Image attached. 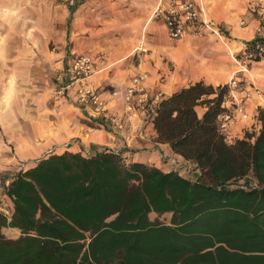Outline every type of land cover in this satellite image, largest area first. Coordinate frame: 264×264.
Instances as JSON below:
<instances>
[{
    "label": "trees",
    "instance_id": "trees-1",
    "mask_svg": "<svg viewBox=\"0 0 264 264\" xmlns=\"http://www.w3.org/2000/svg\"><path fill=\"white\" fill-rule=\"evenodd\" d=\"M229 96L227 82L198 79L151 105L158 140L195 160L196 178L108 147L51 152L8 176L0 264H264V107L257 134L229 141L220 126Z\"/></svg>",
    "mask_w": 264,
    "mask_h": 264
},
{
    "label": "crops",
    "instance_id": "crops-1",
    "mask_svg": "<svg viewBox=\"0 0 264 264\" xmlns=\"http://www.w3.org/2000/svg\"><path fill=\"white\" fill-rule=\"evenodd\" d=\"M200 1L202 14L197 27L202 33H195L194 27H190L180 38H170L165 22L157 17L155 20H158V26H154L158 28L157 33L153 35L150 32L151 25L145 32L148 36H154V51H147L146 59L133 61L132 55L137 51L141 55V51L148 47L143 46L139 31L133 33L130 30L123 32L122 38H112L114 42L118 40L124 43L125 55L104 64L95 59V72L89 78V83L106 98L108 112L117 115V121L112 122L103 115H94L87 106L77 101L73 90L65 98L78 102L91 117H100L104 123H89L83 118L86 117L84 112L76 105L73 106L81 113L77 116L73 115L74 107L70 105L66 110L58 111L55 119L50 118L48 111L40 117H33V120L28 117L24 121L17 120L16 113L5 115L3 128L0 123V179L35 165L49 153L38 155L55 143L64 144V150H81L84 153L108 147L121 152L128 162L142 161L166 171L177 169L189 176L186 169L191 165L197 166L196 161L176 152L169 142L158 140L150 108L152 104H157L158 93L163 98L198 79L219 85L229 82L234 74L242 77L243 85L249 88V96L244 102L245 115L235 110L234 96L239 97L240 90H235L234 95L230 93L225 102L228 111L234 116L229 122L231 140L244 137L247 131L257 134L261 126L259 108L264 107V57L247 60L244 53L247 42L258 34V28L264 20V10L258 0ZM160 3L168 4L169 0H155L154 7ZM31 15L37 16L32 12ZM46 16V9H40L38 17ZM204 24L210 27H203ZM54 26L56 25L47 27L46 24H39L35 31L54 32ZM70 26L71 22L68 23V31ZM12 42L13 39H8L7 43ZM72 58L73 56L67 65ZM140 72L147 73L145 85L149 100L130 106L125 98L127 89L132 77ZM8 103L11 106V100ZM206 108L199 105V114H203ZM221 117L222 115L220 119ZM34 157L35 161L26 163Z\"/></svg>",
    "mask_w": 264,
    "mask_h": 264
},
{
    "label": "rangeland",
    "instance_id": "rangeland-1",
    "mask_svg": "<svg viewBox=\"0 0 264 264\" xmlns=\"http://www.w3.org/2000/svg\"><path fill=\"white\" fill-rule=\"evenodd\" d=\"M154 1L0 0V123L2 128L5 115L16 113L17 120L24 121L28 117L33 120V117H40L48 111L50 118L55 119L57 112L66 110L69 105L80 107L85 116L91 118L81 115L89 123L97 121L81 104L65 98V96L69 97L67 94L58 93L65 82L67 63L72 56L82 51L90 53L103 64L125 55L124 43L118 40L114 42L112 38L115 36L122 38L124 36L122 33L129 32L128 30L133 33L139 31L143 46L148 47L147 50L141 51V55L138 51L132 55L133 61L139 62L142 58L146 59L148 55L145 53L154 51L152 47L154 36H148L145 32L149 30L150 25V32L153 35L158 31V28L154 27L158 26V20H155L157 17L153 15ZM70 4L76 5V10L68 31ZM40 9H46V17H38ZM31 12L37 16H32ZM39 24H46L47 27L52 24L56 26H54V32L39 33L35 31ZM8 39H13V42L7 43ZM10 85L13 88L11 90ZM10 100L11 106L8 103ZM73 110L74 116L81 114L78 108L74 107ZM63 150L64 144L55 143L38 156ZM35 159L36 157L31 158L26 163H32ZM197 168L194 165L188 167L187 175L196 178L200 173V169L197 170ZM246 178L255 182L253 176ZM244 180L240 179L237 182H244ZM2 195L4 194L0 196ZM3 199L6 203L8 202L6 197ZM0 201H2L1 198ZM156 216V212L151 213L152 218ZM159 217L169 221L171 213L166 212ZM4 232L9 237L20 234L19 230L12 228H5Z\"/></svg>",
    "mask_w": 264,
    "mask_h": 264
},
{
    "label": "built area",
    "instance_id": "built-area-1",
    "mask_svg": "<svg viewBox=\"0 0 264 264\" xmlns=\"http://www.w3.org/2000/svg\"><path fill=\"white\" fill-rule=\"evenodd\" d=\"M264 10V0H258ZM202 14V3L200 0H169L168 4L160 3L154 10V16L161 17L167 26V32L170 38H180L188 28L194 27L195 33H202L198 28L197 21L200 22ZM202 22V21H201ZM242 23H245L242 20ZM205 25V24H204ZM203 27H210L205 25ZM196 28V29H195ZM258 34L264 36V27L261 25L258 28ZM256 56L264 57V42L259 41L255 45V49L244 53V58L253 60ZM95 58L87 52L77 53L73 56L65 70V82L58 90V93L68 94L70 90L76 94L77 101L84 106H87L94 115L104 116L108 120L115 122L118 116L109 113L108 101L99 92V90L89 83V78L95 72ZM146 72L135 74L128 86L126 100L133 106L136 102L146 103L149 100V94L146 90L145 79ZM244 79L239 75L234 74L229 82L230 93L234 95L235 90H240L241 95L235 97V110L245 115L244 102L249 96V88L243 85ZM161 93H158L156 98L161 100ZM220 126L226 134L227 140L231 141L232 137L229 132V122L234 117L231 111H225L221 114ZM11 178L0 179V211L7 216H11L12 207L4 201V189L9 185Z\"/></svg>",
    "mask_w": 264,
    "mask_h": 264
}]
</instances>
